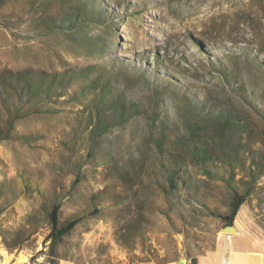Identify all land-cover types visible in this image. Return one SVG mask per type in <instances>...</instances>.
<instances>
[{
  "label": "rangeland",
  "instance_id": "1",
  "mask_svg": "<svg viewBox=\"0 0 264 264\" xmlns=\"http://www.w3.org/2000/svg\"><path fill=\"white\" fill-rule=\"evenodd\" d=\"M17 79L64 85L68 94L42 95L41 110L17 122L19 138L0 141V181L11 180L20 195L0 215V231H9L0 235V264L185 262L213 248L225 223L210 213L230 211L229 166L217 157L206 165L191 161L175 174L189 188L179 186L169 198L162 191L178 169L172 154L191 148L198 107L232 112L252 134L246 149H254L255 169L264 170V0H1L0 87L7 97V84ZM104 117L114 126L94 145L89 137ZM156 123L167 136L165 150L148 141ZM238 153L242 166L232 184L244 191L250 161L243 148ZM120 170L142 173L146 234L132 250L117 240L131 218L116 196ZM79 171L83 179L69 194ZM23 175L32 194L23 191ZM252 189L238 218L264 238V178ZM55 198L63 203L62 223L95 207L100 213L86 216L51 254L46 237ZM19 230L24 242L9 251Z\"/></svg>",
  "mask_w": 264,
  "mask_h": 264
},
{
  "label": "trees",
  "instance_id": "2",
  "mask_svg": "<svg viewBox=\"0 0 264 264\" xmlns=\"http://www.w3.org/2000/svg\"><path fill=\"white\" fill-rule=\"evenodd\" d=\"M1 3V0H0ZM54 78V77H53ZM14 81H9L7 86L12 91V95L7 97V89L0 87V113L4 112L5 118L3 117L4 127L0 129V141L13 140L19 138V135L16 134V125L19 120L26 117L30 110L39 112L41 109L38 108V105L41 100V96L44 95V98L52 97H64L67 96V87L57 86L56 89L54 85H47V87H31L28 84H25L23 80L17 79ZM55 83V79L53 80ZM62 91H59V89ZM51 90H54L55 93L51 94ZM58 90V91H57ZM76 93L72 96H75ZM99 100L100 97H98ZM97 98V99H98ZM15 99L16 102H11ZM35 99V101H32ZM93 103V100L92 102ZM102 103V102H101ZM34 106H36L34 108ZM26 107H33L29 110H26ZM2 110V112H1ZM197 117L190 129L191 136V148L189 151L184 152V149L181 148L178 154H172V161L175 165L178 166V169L169 172L168 182L169 188L162 187L164 195L168 197L171 193V190L179 189V186L189 188L188 179H182V182L179 184L175 178V174H181L186 172V166L191 163L206 165L213 162L214 159L219 158L224 161L230 170V178H226V182L229 184L230 189L232 190V198L229 203L230 211L229 213H221L213 211L211 216L221 219L226 226H234L235 219L238 216L242 206L247 202L250 194L252 192L253 186L258 183L260 177L264 178V170L257 171L255 165L257 164L256 154H254V149L251 146L250 149H246L249 142L252 140V134L249 133L248 129L241 126L239 123H236V116L232 112H225L220 114H213L212 112H206L205 107H198ZM114 121H110L107 118H97L96 127L92 131L89 139L92 141V144H96L99 138H103L104 135L109 132V130L114 126ZM212 124V126H206V124ZM155 131H151L148 136V141L153 142L156 147L160 150H165V144H167V136L162 130L163 127H160L157 123L155 124ZM206 126V127H205ZM252 145V142H251ZM243 148L247 152L249 164V175L250 179L245 180V190L241 191L237 186L232 184V180L236 178L237 165L242 166V161L240 160L238 149ZM216 151H219V154H216ZM249 153V154H248ZM170 154V153H169ZM185 154L189 155L190 161L187 162L184 157ZM264 158V152L262 153ZM91 155L88 153L87 158ZM128 171V169H127ZM125 170L118 171L117 178L121 181V192L116 193L120 197L118 204L122 206V211H128V216H130L129 224L123 225L120 230L117 240L127 249L132 250L133 244L139 237H143L146 234V229L144 224H147V217L144 214L145 200L138 202L139 190H138V181L142 177V173L138 172L136 176L130 175ZM212 172V171H210ZM23 191L28 194H32L34 189L31 186L33 183L30 179H27L24 175L22 176ZM83 175L79 171L70 186L69 194H72L76 186L82 181ZM11 180L5 178L0 181V199L3 198V201L0 203V215L14 205V199L20 195L16 194L14 187L9 183ZM241 182V181H240ZM27 190V191H26ZM108 188L106 187L103 193H106ZM36 192L42 196H45V191L40 187H36ZM24 193V194H25ZM131 193H134L130 196ZM169 198V197H168ZM136 202H133V201ZM4 205V207H3ZM136 207L134 211L132 208ZM63 203L58 201V198H55V201L52 202L50 211L48 212V222L50 224L51 230L46 237V242H50V253L54 254L57 246L64 240L65 237L69 236L75 227L86 218V216H95L100 213V208L95 207L89 213L80 212L76 214L73 218L66 221L65 223L61 222V213H62ZM132 212L130 213V211ZM171 220V217L167 215ZM28 224H31L34 216L29 214L25 218ZM126 219V218H125ZM132 224V225H130ZM33 224L29 225L32 226ZM145 230V231H144ZM137 231H140L138 233ZM9 232L6 230H1L0 235L5 237V234ZM14 237V244H6V247L9 251L21 248L24 240L22 237V230H19ZM35 233V231H33ZM176 260V259H175ZM166 262V261H164ZM160 263V262H159Z\"/></svg>",
  "mask_w": 264,
  "mask_h": 264
},
{
  "label": "crops",
  "instance_id": "3",
  "mask_svg": "<svg viewBox=\"0 0 264 264\" xmlns=\"http://www.w3.org/2000/svg\"><path fill=\"white\" fill-rule=\"evenodd\" d=\"M235 219L233 233H218L215 246L203 254L187 258L185 264H264V238L252 234ZM181 260L157 263L146 261L141 264H173ZM183 261V260H182Z\"/></svg>",
  "mask_w": 264,
  "mask_h": 264
},
{
  "label": "water",
  "instance_id": "4",
  "mask_svg": "<svg viewBox=\"0 0 264 264\" xmlns=\"http://www.w3.org/2000/svg\"><path fill=\"white\" fill-rule=\"evenodd\" d=\"M228 230H235L236 231V228L234 226H226L223 228V231H228ZM173 264H185L184 261H177Z\"/></svg>",
  "mask_w": 264,
  "mask_h": 264
},
{
  "label": "bare ground",
  "instance_id": "5",
  "mask_svg": "<svg viewBox=\"0 0 264 264\" xmlns=\"http://www.w3.org/2000/svg\"><path fill=\"white\" fill-rule=\"evenodd\" d=\"M229 232H231V231H235V230H228ZM8 263V260L6 261V263L5 264H7Z\"/></svg>",
  "mask_w": 264,
  "mask_h": 264
}]
</instances>
